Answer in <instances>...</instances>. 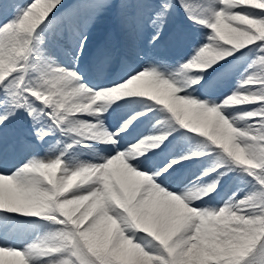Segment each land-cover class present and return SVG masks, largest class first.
<instances>
[{
	"label": "snow or ice",
	"instance_id": "obj_1",
	"mask_svg": "<svg viewBox=\"0 0 264 264\" xmlns=\"http://www.w3.org/2000/svg\"><path fill=\"white\" fill-rule=\"evenodd\" d=\"M0 264H264V0H0Z\"/></svg>",
	"mask_w": 264,
	"mask_h": 264
},
{
	"label": "rangeland",
	"instance_id": "obj_2",
	"mask_svg": "<svg viewBox=\"0 0 264 264\" xmlns=\"http://www.w3.org/2000/svg\"><path fill=\"white\" fill-rule=\"evenodd\" d=\"M68 2H69V3H72V2H74V0H68Z\"/></svg>",
	"mask_w": 264,
	"mask_h": 264
}]
</instances>
